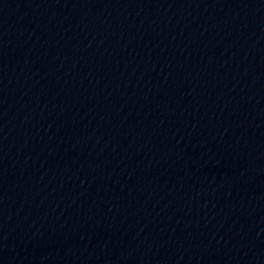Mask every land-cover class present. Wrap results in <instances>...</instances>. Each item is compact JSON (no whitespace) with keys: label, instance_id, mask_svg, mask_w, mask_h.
<instances>
[{"label":"water","instance_id":"obj_1","mask_svg":"<svg viewBox=\"0 0 264 264\" xmlns=\"http://www.w3.org/2000/svg\"><path fill=\"white\" fill-rule=\"evenodd\" d=\"M0 264H264V0H0Z\"/></svg>","mask_w":264,"mask_h":264}]
</instances>
